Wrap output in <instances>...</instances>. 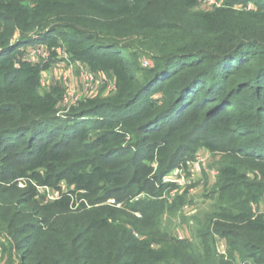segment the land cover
<instances>
[{"label": "trees", "instance_id": "trees-1", "mask_svg": "<svg viewBox=\"0 0 264 264\" xmlns=\"http://www.w3.org/2000/svg\"><path fill=\"white\" fill-rule=\"evenodd\" d=\"M201 1L0 0L7 264H234L237 256L264 264V0H218L208 11L198 10ZM60 40L73 62L111 74L116 88L111 99L77 104L66 120L57 116L63 89L43 91L48 66L27 53ZM201 134L211 136L204 148L232 163L194 242L160 222L174 211L164 192L175 184L164 179L188 168L187 144ZM34 182L71 190L47 203ZM81 190L102 195L73 211ZM111 198L120 207L99 208Z\"/></svg>", "mask_w": 264, "mask_h": 264}, {"label": "rangeland", "instance_id": "rangeland-1", "mask_svg": "<svg viewBox=\"0 0 264 264\" xmlns=\"http://www.w3.org/2000/svg\"><path fill=\"white\" fill-rule=\"evenodd\" d=\"M218 3L223 5V2H218V0L201 1L198 10L208 11ZM27 53L29 54L28 57H31L35 63L41 66H48V69L42 75L43 91H49L55 86L63 89V100L57 109V116L62 120H66L69 115L73 114V109L77 104L94 98L111 99L115 95L116 89L113 87L114 82L111 74L92 73L95 76V80H91L89 76V80H87L88 74L86 75V72L89 68L84 63H73L72 66L67 63V55H65L67 48L62 40L59 41L58 47L53 50L48 47L46 42H35V44L27 48ZM141 67L142 69L152 67L151 57H143ZM209 134L198 135L193 144H187L191 149V159L188 160V168L182 171L183 175L187 176V183L182 186L175 184V187H170L164 192V198L168 206L173 207L174 211L166 213L162 217L161 228L179 239L180 235L182 239L198 242L196 239L207 225V220L213 216L217 206L218 198L214 192L218 190L216 186L220 177L219 173L221 169L225 166H230L232 163V159L226 153L220 151L211 152L203 147L202 142L209 140L211 138L210 135H213L212 133ZM174 172L175 170L167 175L164 179V184H171L166 182H169V175L174 174ZM36 184L34 182L39 194L38 198L42 201L46 198V200L50 201L48 203L55 202L54 194L59 193V196H61L71 190V186L67 182H62L58 189L49 187L47 190ZM18 187L21 189L28 188V183L21 182ZM85 195L86 191L81 190L80 195L78 193L79 199L74 197L73 200L76 202L72 203L73 211L81 210L83 207L91 208V202H94L102 194L94 192L88 196ZM79 196H81V199ZM141 198H144V196H141ZM110 200H114V198L109 199L104 205H100L99 208L104 206L109 208L116 207ZM257 210L258 212H264V202ZM135 215L136 218L141 217L139 213ZM4 238H7V231L0 222V264H7L9 255L5 251ZM224 246V240L217 238L216 247L221 256H225L223 255ZM226 256H228V253ZM234 264L255 263L253 260L237 256Z\"/></svg>", "mask_w": 264, "mask_h": 264}, {"label": "built area", "instance_id": "built-area-1", "mask_svg": "<svg viewBox=\"0 0 264 264\" xmlns=\"http://www.w3.org/2000/svg\"><path fill=\"white\" fill-rule=\"evenodd\" d=\"M218 5V4H217ZM65 55H67L66 56V59H67V63L70 65V66H72V64L73 63H76V62H73L72 61V59H71V57L69 56V54L68 53H66ZM29 60L31 61V62H33V63H35L34 62V60L33 59H31V57H29ZM88 74V75H87ZM86 75H87V80H89V78H88V76L91 78V80H95L94 78H95V76L92 74V72L88 69L87 70V72H86ZM92 87V86H91ZM113 87L115 88V85H113ZM93 88V87H92ZM116 89V88H115ZM183 170H185V169H181V168H178V169H175V172H174V174H172V175H169V182H166V183H172V184H178V185H180V186H182V185H184V184H186L187 183V176H185V175H183V173H182V171ZM43 189H45V190H47V189H49V187H42ZM55 195V198H54V201H57V200H59L60 198H61V196H59V193H56V194H54ZM45 200H46V198H45ZM53 200V199H52ZM46 202L48 203V202H50V201H48V200H46ZM110 202L111 203H114L113 205H116L117 203H116V200H110ZM117 207H120V205H118L117 204ZM258 214H261V215H264V212H258ZM179 237H180V239H182L181 238V236L179 235ZM224 252H223V255H226V242L224 241Z\"/></svg>", "mask_w": 264, "mask_h": 264}]
</instances>
